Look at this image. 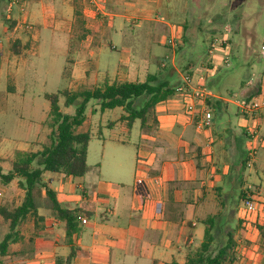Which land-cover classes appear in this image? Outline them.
Returning a JSON list of instances; mask_svg holds the SVG:
<instances>
[{
	"label": "crops",
	"instance_id": "obj_1",
	"mask_svg": "<svg viewBox=\"0 0 264 264\" xmlns=\"http://www.w3.org/2000/svg\"><path fill=\"white\" fill-rule=\"evenodd\" d=\"M23 1L26 11L12 9L7 19L15 25V33L24 22L33 29L25 28L30 38L16 36L20 53L14 54H37L42 44L55 57L63 54L60 73L71 91L87 81L95 87L142 82L160 67L177 70L181 60L190 69L186 73H199L210 60L187 55L193 43H186L185 23L172 25L161 17L162 9L166 11L176 0H102L101 12L82 0ZM126 26L137 28L150 40L136 64L130 46L118 50L120 42L129 41ZM171 37L181 39L179 48L167 44ZM29 41L35 47L29 48ZM161 46L167 49L164 55L152 51ZM112 51H118L116 61ZM154 65L157 68L151 71ZM177 71L181 80L184 74ZM229 75L217 73L209 78L213 120L204 130L196 128L195 116L184 110L185 100L178 93L156 105L154 121L150 118L142 128L137 120L131 130L119 121L123 108L102 112L96 101L78 128L91 133L87 174L83 178L49 176L48 172L43 176L62 206L85 212L73 235L75 257L68 262L71 245L65 241L64 224L53 217L50 201L45 200L42 206L37 203L43 221L28 220L30 234H20L7 256L0 257V264H185L203 243L210 219L213 255L232 234L235 264H264V142L257 144L250 136L255 129L264 139V113L241 115L236 101L228 97ZM261 95L264 74L241 85V99ZM46 122L43 137L38 134L28 146L36 148L32 152L40 151L46 135L49 138ZM252 147L256 153L250 161ZM11 184H0V207L9 204L8 199L2 200ZM249 186L257 203L253 212H247L243 202ZM39 194L47 197L45 189ZM83 219L87 222L82 223Z\"/></svg>",
	"mask_w": 264,
	"mask_h": 264
},
{
	"label": "rangeland",
	"instance_id": "obj_2",
	"mask_svg": "<svg viewBox=\"0 0 264 264\" xmlns=\"http://www.w3.org/2000/svg\"><path fill=\"white\" fill-rule=\"evenodd\" d=\"M10 1L0 0V157L4 159L2 163L4 172L9 171L10 161L15 158L17 151L36 149L28 148V146L33 139L40 137L41 134L43 137V132L46 129L43 125L50 117V103L45 95L69 88V81L65 80L60 73L61 67L65 63L63 54L58 53L56 57L53 56L42 42H40L41 50L39 49L37 54L31 51L23 57L14 54L12 46L17 40L16 36L22 35L24 38H30L31 35L23 26L16 33L13 31L15 25H12L7 19L10 14L8 11ZM78 8H80L79 5ZM15 10L20 12V7L14 5L13 11ZM161 17L172 25L185 23L186 41L193 43L192 50L189 49L186 53L195 55L196 60L198 57H209L207 54L209 43L215 36L223 35L225 27L230 26L233 29L229 35L231 36L229 37L230 41H228L229 48H232L228 52L229 65L221 67L218 71V75L230 74L231 85L228 87L231 90L230 98L241 99L239 97L241 82L264 74V55L261 51V46L264 43V0H176L173 6L168 7L166 11L162 9ZM78 20L81 21V18ZM80 25L81 23H78V26ZM6 26H8L7 31L5 30ZM80 28L82 27L80 26ZM125 28V38L129 41L124 39L120 42L118 50L122 46H130L135 55L134 63L136 64L138 55L150 40L145 33L140 32L137 28L134 30L129 26ZM11 32L14 34L12 35ZM61 36L65 35L61 34ZM178 42L181 45V39H178ZM28 44L29 48L34 46L32 41H29ZM152 51H157L160 55L167 53V49L163 46L154 47ZM112 52L116 61L118 51ZM20 59L21 61L18 62ZM184 62L186 61L181 60L176 66L177 70L185 75L187 66ZM156 68V65L152 66L151 71ZM165 68L164 71H170L173 68L179 74L174 67L166 66ZM95 86L96 84L87 81L79 86L78 91L92 89ZM61 100L60 106L63 110H67L68 113L75 112V106L66 109L64 99ZM95 102V100H91L88 103L87 115L90 114V109ZM233 108L236 111V108ZM116 110V112H120V109ZM46 127L49 132L47 125ZM86 127L88 125H85L84 128ZM48 143L49 138L46 135L44 144ZM40 147L42 146H39L38 149L43 148ZM47 174L49 176L56 175L51 172ZM11 185L13 188L11 187V190L4 193V200H2L4 202L8 199L9 204L5 205L10 208L19 205L24 196L23 191L17 185V179ZM46 198L38 194L37 203L40 206L44 205L45 200L49 201ZM231 200L233 201V198ZM1 221L0 217V243L5 234L9 232L8 224L5 226ZM17 229L20 234L23 233L26 237L30 234L29 226L26 223ZM72 264L75 263L72 262Z\"/></svg>",
	"mask_w": 264,
	"mask_h": 264
},
{
	"label": "trees",
	"instance_id": "obj_3",
	"mask_svg": "<svg viewBox=\"0 0 264 264\" xmlns=\"http://www.w3.org/2000/svg\"><path fill=\"white\" fill-rule=\"evenodd\" d=\"M232 30L231 28V33ZM229 37L231 36H228V41H230ZM17 44L14 42L13 51L19 54L20 50ZM187 44L189 45V43ZM231 49L229 48L228 52ZM223 66L227 65L210 66L208 73L209 88V78L216 75ZM165 67H160V70L155 74H149L146 80L142 82L104 83L102 86L88 90L71 91L64 89L45 95L50 103V117L46 122L50 129L49 143L37 152L17 151L14 160L11 162V169L7 173L3 170L2 159L0 158V184L8 186L17 179L18 187L25 193L20 205L12 208L6 205L0 207V217L9 226V232L0 243V257L7 256L10 246L18 242L20 232L17 228L19 226L30 219L36 223L43 221L37 205V195L41 189H45L53 217L64 224L65 241L71 245L68 262L75 257L76 249L73 247V235L78 232V224L85 212L78 208L71 209L62 206L57 199L56 192L50 188L48 183L43 181V176L47 172L60 173L65 177L73 178H83L87 174L88 146L91 133L89 131L80 132L78 128L86 119V108L91 100L99 103L102 112L107 109L123 108L124 114L119 121L128 130L132 129L137 120L141 122L142 128L146 126L152 118L153 109L156 105L176 95L182 81V79H178L173 68L170 71H164ZM186 70H189L188 66ZM244 81L241 82V85ZM228 95L230 97L231 93ZM61 99H64L65 108L76 107L73 115L62 111ZM152 120L154 121L153 118ZM213 227V219L206 222L204 241L194 257L189 258L185 264H235L237 262L236 242L232 234L228 241L217 250V253L212 254Z\"/></svg>",
	"mask_w": 264,
	"mask_h": 264
},
{
	"label": "built area",
	"instance_id": "obj_4",
	"mask_svg": "<svg viewBox=\"0 0 264 264\" xmlns=\"http://www.w3.org/2000/svg\"><path fill=\"white\" fill-rule=\"evenodd\" d=\"M83 3L87 6L101 12L102 10V0H82ZM14 5L20 7V11L24 13L26 11L25 2L23 0H11L8 6V11L11 12ZM23 27L27 30H32L33 26L28 22H24ZM231 33V27H225V33L221 36H215L212 38L211 42L207 47V54L209 55V61L204 64L201 72H195L192 74H186L182 77L180 86L177 89V93L183 97L184 110L190 115H194L195 125L198 130H204L212 125L213 115L210 110L207 100L212 95L210 93V88L208 86V73L211 65H229L228 57V36ZM167 44L172 48H177L180 45L178 38L171 37L168 39ZM261 51L264 55V43L261 46ZM235 100L239 111L243 117L253 116L257 112L264 113V96H256L253 98H242V99H233ZM200 105V107H199ZM250 136L252 140L256 141L257 144H262L264 139L259 136L257 130L253 129L250 131ZM256 153V148L251 149L250 151V161ZM248 166H251L249 162ZM142 181L138 180V184H141ZM252 187H248L247 194L243 199L244 205L247 212H253L257 203L254 200V195L252 194ZM85 219L82 220V223H86Z\"/></svg>",
	"mask_w": 264,
	"mask_h": 264
}]
</instances>
